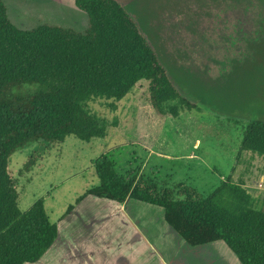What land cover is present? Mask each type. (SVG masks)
<instances>
[{
    "label": "rangeland",
    "instance_id": "rangeland-1",
    "mask_svg": "<svg viewBox=\"0 0 264 264\" xmlns=\"http://www.w3.org/2000/svg\"><path fill=\"white\" fill-rule=\"evenodd\" d=\"M2 1L9 21L20 29L47 22L82 31L88 24L86 13L73 0ZM118 1L193 108H179L175 115L170 107L177 108L178 103L168 101L164 114H158L144 93L145 81L120 100L86 101L85 108L105 124L104 137L82 141L69 135L50 147L31 145L10 155L8 167L16 179L19 209L42 199L49 220H55L98 184L92 161L110 152L120 171L133 169L169 186L181 182L207 194L223 180L241 183L259 208L264 157L242 150L241 138L249 121L264 120L261 13L256 7L238 5L217 10L207 0ZM30 156L35 165L21 171ZM134 201L130 204L150 207ZM136 210L148 221L160 215V210L143 206ZM174 235L161 239L163 255L145 246L144 239H104V252L119 250V261L109 256L110 264H239L223 241L190 246Z\"/></svg>",
    "mask_w": 264,
    "mask_h": 264
},
{
    "label": "trees",
    "instance_id": "trees-1",
    "mask_svg": "<svg viewBox=\"0 0 264 264\" xmlns=\"http://www.w3.org/2000/svg\"><path fill=\"white\" fill-rule=\"evenodd\" d=\"M73 1L88 17L82 31L47 22L17 28L0 0V264L37 261L57 235L42 199L19 209L16 179L8 167L14 151L50 147L69 135L82 141L104 137L105 124L84 103L120 100L141 81L158 114H164L168 101H177V108L170 107L175 115L179 108H193L118 0ZM207 1L217 10L256 7L264 29V0ZM241 149L264 157V120L243 126ZM112 153L92 161L98 184L75 204L90 194L117 203L132 198L160 206L164 220L188 245L221 240L240 264H264V190L257 208L241 183L223 180L203 194L181 182L169 186L133 169L120 171ZM32 156L21 171L35 165Z\"/></svg>",
    "mask_w": 264,
    "mask_h": 264
},
{
    "label": "crops",
    "instance_id": "crops-1",
    "mask_svg": "<svg viewBox=\"0 0 264 264\" xmlns=\"http://www.w3.org/2000/svg\"><path fill=\"white\" fill-rule=\"evenodd\" d=\"M131 200L135 199L128 198L124 203H117L107 198L86 195L69 212L65 211L51 221L57 226V235L44 254L35 262L23 264H110L109 256L111 260L118 262L119 250L111 249V252H104V239H144L145 246L154 247L163 255L164 245L161 239H167L169 233L173 236L174 233L177 234L164 220L163 208L161 207V211L155 209L153 206L156 205L152 204L150 207L146 204L131 205ZM137 206L160 210V215L155 220L148 221L144 214L138 215ZM158 226L160 228H157ZM150 239L160 240L154 242ZM219 241L221 240L212 243L218 244ZM206 244L205 246H208V243Z\"/></svg>",
    "mask_w": 264,
    "mask_h": 264
}]
</instances>
